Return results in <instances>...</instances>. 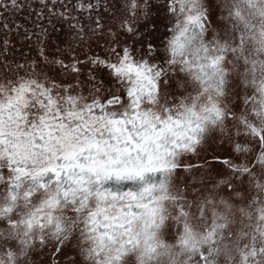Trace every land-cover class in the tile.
<instances>
[{"label":"snow or ice","instance_id":"snow-or-ice-1","mask_svg":"<svg viewBox=\"0 0 264 264\" xmlns=\"http://www.w3.org/2000/svg\"><path fill=\"white\" fill-rule=\"evenodd\" d=\"M21 12L26 20L35 17L32 27L14 19ZM229 15L243 20L239 11ZM214 16L211 0H0V264H112L126 245L139 244L129 227L141 215L135 209H148V226L158 210L125 204L106 215L109 200L125 195L108 185L175 167L180 153L205 138V121L221 125L223 135L219 109L195 111V89L184 118L172 108L177 87H185L181 74L203 91L210 80L215 87L226 84L216 66L227 46L204 35ZM182 37L194 49L190 58ZM22 100L28 103L21 109ZM153 108L157 114L149 122ZM5 121L14 132L4 131ZM260 140L255 163L264 164V136ZM233 150L247 147L236 143L226 151ZM200 160L184 168L231 165L216 150ZM246 178L235 173L228 188ZM26 206L31 214H23ZM58 206L67 216L54 215ZM205 212L201 202L198 218L206 221ZM188 215L181 205L184 231ZM217 227L225 225L213 218L208 235ZM104 237L117 245V255L101 260L95 244L86 242L103 243ZM210 256L199 259L211 264Z\"/></svg>","mask_w":264,"mask_h":264},{"label":"clouds","instance_id":"clouds-1","mask_svg":"<svg viewBox=\"0 0 264 264\" xmlns=\"http://www.w3.org/2000/svg\"><path fill=\"white\" fill-rule=\"evenodd\" d=\"M211 6L215 19L207 23L204 35L207 39L215 37L219 41L218 47L227 46L223 60L216 66L223 71L226 84L219 88L213 86L214 80H210L207 90L203 91L199 81L191 75L181 74L177 79L185 87H177L172 108L178 118H184L186 109L193 105L195 89L200 92L195 111L203 115V108L214 106L219 109L223 114V135L221 125L205 121V138L192 152L180 153L174 159L175 167L169 166L151 174L125 175L123 178L132 182L114 180L108 185L113 191L125 195L118 201L109 200L112 207L104 214L116 215L117 206L125 204H147L158 210L155 223L148 226L147 221L151 218L143 215L148 209H135L141 215L131 218L133 223L129 227L130 235L136 236L139 244L126 245L119 253L120 259L113 260L112 264H202L201 253L209 252L211 264H264V164L255 163L262 143L260 137L264 136V0H211ZM235 11L240 12L242 21L229 15ZM181 42L185 45L183 52L190 58L194 49L183 37ZM214 70L208 69L209 72ZM180 98H183V106ZM27 103L22 100L21 109ZM156 114L155 108L148 112V121L154 122L152 118ZM238 130L243 134L237 136ZM4 131L14 132L15 129H9L5 121ZM236 143L246 145L247 151L233 150L224 154L226 150L234 149ZM213 149L231 161V165L222 170V175H217L206 165L184 168L185 164L192 162L200 164V157L210 154ZM235 173H242L247 178L233 183L230 190L229 178ZM128 192L135 193L137 199L132 200L126 195ZM201 202L206 205V221L197 215ZM181 205L189 213L187 231H184L185 217L180 216ZM31 213L32 207L26 206L23 214ZM54 215L67 216V213L58 206ZM213 218L225 227H217L209 236ZM169 227L174 230L172 239L169 238ZM86 243L88 247L95 244L101 260L117 255V245L107 237L103 243L99 238ZM11 252L15 254L14 249ZM4 254H9L7 248ZM82 264H92V261L85 260Z\"/></svg>","mask_w":264,"mask_h":264},{"label":"rangeland","instance_id":"rangeland-1","mask_svg":"<svg viewBox=\"0 0 264 264\" xmlns=\"http://www.w3.org/2000/svg\"><path fill=\"white\" fill-rule=\"evenodd\" d=\"M36 6H38V5H36ZM27 15H28L27 12H21V13L17 14V15L14 17V19H15L17 22H19V23H24L27 27H32V20H34L35 17L32 16L31 19L26 20L25 17H26ZM213 19H215V16L213 17ZM165 23H167V21H165ZM162 30H163V31H166V29H162ZM96 50H97V51H100L99 49H96ZM33 55H35L34 52H33ZM213 150H215V149H213ZM217 154L220 155L221 153H220V152H217ZM224 154H227V151H225ZM213 170L216 172L217 175H218L220 172H222V169H220L219 166H217V167H216L215 169H213ZM168 231H169V233H170L169 238L172 239V238H173L174 230H173L171 227H169Z\"/></svg>","mask_w":264,"mask_h":264},{"label":"flooded vegetation","instance_id":"flooded-vegetation-1","mask_svg":"<svg viewBox=\"0 0 264 264\" xmlns=\"http://www.w3.org/2000/svg\"><path fill=\"white\" fill-rule=\"evenodd\" d=\"M125 187H127V186H125Z\"/></svg>","mask_w":264,"mask_h":264}]
</instances>
